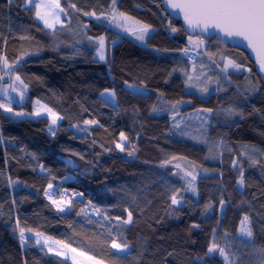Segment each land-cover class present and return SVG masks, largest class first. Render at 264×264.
<instances>
[{
	"label": "trees",
	"instance_id": "16d2710c",
	"mask_svg": "<svg viewBox=\"0 0 264 264\" xmlns=\"http://www.w3.org/2000/svg\"><path fill=\"white\" fill-rule=\"evenodd\" d=\"M27 1L0 0V76L3 84L18 77L26 88L23 106L13 110L31 113L36 100L60 121L50 135L47 119L16 120L0 110V264H69L31 240L23 249L21 230L103 264H264V82L248 56L208 41L217 43L210 54L241 71L201 99L185 91L189 67L177 56L187 36L160 0H117L119 13L153 31L144 45L89 18L107 15L115 0H58L64 18L54 31ZM101 38L114 44L105 63L94 58ZM103 91L114 105L101 99ZM182 102L188 106L171 110ZM198 109L221 119L202 129L205 140L172 121ZM91 113L111 125L95 124ZM207 144L223 147L215 162ZM179 162L197 173L193 192L172 177ZM49 185L54 200L68 197L66 212L47 200ZM243 219L249 240L237 236ZM113 242L127 252L116 254Z\"/></svg>",
	"mask_w": 264,
	"mask_h": 264
},
{
	"label": "rangeland",
	"instance_id": "374dc122",
	"mask_svg": "<svg viewBox=\"0 0 264 264\" xmlns=\"http://www.w3.org/2000/svg\"><path fill=\"white\" fill-rule=\"evenodd\" d=\"M116 3L117 0L113 2L107 15H91L89 16V18L96 21L104 19L107 28L121 35L126 42H129L131 44L144 45L145 41L151 36L153 31L149 28H146L145 30V27L137 21L123 14L121 15V13L116 10ZM57 4L59 5L58 7ZM27 5L35 6V17L47 31H54L57 28L62 27L61 22L64 18V12L62 11L58 0H28ZM37 12L40 13V16L37 15ZM41 17H43V19ZM45 21H47V23H45ZM141 36L143 37V39L139 38ZM94 42L96 43V50L94 53L95 60L101 63H105L108 59V49L111 48L114 44L108 46L104 38L97 39ZM101 42L103 43V47H101ZM185 44L186 47L182 51H180V53H178V56L176 54V56L181 60H185L189 67L188 75L186 77L184 85L185 91L187 93L196 94L201 99H207L214 93H219V91L222 92L223 88L227 86V84H229L226 77L229 72L241 71L239 67L233 66L235 65L233 62H231L230 64L229 60L223 59L222 62V57L220 54L209 53V45H211V49L217 48V43L215 42L209 44L207 41H204L199 37L187 36L185 38ZM204 55H208L209 57L206 58ZM207 59H210V62L215 66L214 68L212 67V65H210V63L207 62ZM178 69H180L178 75H180L181 73L184 74L183 68ZM3 80L4 76H0V105H2L0 106V110L16 120L35 119L40 117L45 118L49 121L48 131L49 134L52 135L60 121L59 118L43 103L36 100L32 103L31 113H26L23 110H13L12 108H15V106H23L25 102L26 88L18 77H14L10 82H7L5 84H3ZM125 87L134 94H147V91L143 87H136L134 85L127 84L125 85ZM100 97L102 100L110 104L114 105L115 103V99L111 92L103 91L100 94ZM186 106H188V103L182 102L178 105L176 104V106L172 107L171 110L173 112H179V110L184 109ZM91 115L93 116L95 124L101 125L103 127H108L111 125V121L100 122L93 113H91ZM53 117H55V120L53 119ZM215 118L216 113L198 109L196 111H192L182 115L176 113V116L172 118V121L176 122L177 128L180 129L183 133L184 129H193V131L199 137H202V134L204 137V132L202 133L203 128H205L210 123L219 124L221 122L220 118ZM77 129V127L70 128V130L77 134L84 132H80L79 130L77 131ZM127 134V129L123 128L116 139V148L119 152H121L123 149L124 137ZM207 148H209L208 151L211 155L208 159L212 162H215L218 156H220L223 147L219 144H209ZM243 154L246 156L249 162H252V151H245ZM172 168V177L178 178L180 181L182 180V182H184L189 187V191L193 192V187L191 188V186H193V183L197 179V173L195 172V170L187 167L185 164L180 162L178 164H174ZM45 196L47 200H49V202H51L59 212H66L69 209V199L67 196L61 197L59 201L54 200L52 186L47 188ZM175 205H178V203ZM223 209L224 206H221L219 212H221ZM248 233V221L243 219L241 221L237 236L239 238H242L243 240H249L251 236ZM19 239L21 241L23 249L25 247V242L27 240H31L47 255L60 257L68 261L69 264H103L92 258L89 259V257L84 254L81 255V253L76 250L73 251V248L68 247L61 242L55 241L42 235L23 234L22 239L20 234ZM212 249L213 250L212 252H209V255H212V253H214L215 248ZM113 250L118 255H122L127 252V249L121 247H113Z\"/></svg>",
	"mask_w": 264,
	"mask_h": 264
},
{
	"label": "snow or ice",
	"instance_id": "6c2138e0",
	"mask_svg": "<svg viewBox=\"0 0 264 264\" xmlns=\"http://www.w3.org/2000/svg\"><path fill=\"white\" fill-rule=\"evenodd\" d=\"M172 7L183 11L189 27L212 26L219 28L225 35L243 37L261 54V67H264V0H183L182 3L172 4ZM37 15L40 16V13L37 12ZM139 38L143 39L142 36ZM101 47H103L102 42ZM229 63L231 64V61ZM53 119L55 120V117ZM172 203H178L175 197L172 198ZM131 218L129 213L126 222L131 221ZM248 234L251 235L250 232ZM21 238L23 239V230H21ZM112 247L120 248V245L113 242ZM212 250L209 248V252Z\"/></svg>",
	"mask_w": 264,
	"mask_h": 264
},
{
	"label": "water",
	"instance_id": "95a60500",
	"mask_svg": "<svg viewBox=\"0 0 264 264\" xmlns=\"http://www.w3.org/2000/svg\"><path fill=\"white\" fill-rule=\"evenodd\" d=\"M183 0H160L163 11L171 18H175L181 21L182 30L186 36L199 37L204 41H218L223 46H228L231 49L241 51L245 53L249 60L255 65V69L260 79L264 82V67H261L260 56L248 41L241 36H228L219 28L209 26L205 28L200 27H189L184 19V13L179 8H173L172 4L182 3Z\"/></svg>",
	"mask_w": 264,
	"mask_h": 264
}]
</instances>
